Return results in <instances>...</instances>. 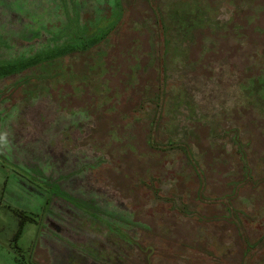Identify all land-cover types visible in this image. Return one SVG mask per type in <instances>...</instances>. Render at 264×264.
I'll return each instance as SVG.
<instances>
[{
    "label": "rangeland",
    "instance_id": "374dc122",
    "mask_svg": "<svg viewBox=\"0 0 264 264\" xmlns=\"http://www.w3.org/2000/svg\"><path fill=\"white\" fill-rule=\"evenodd\" d=\"M0 264H264V0H0Z\"/></svg>",
    "mask_w": 264,
    "mask_h": 264
},
{
    "label": "trees",
    "instance_id": "16d2710c",
    "mask_svg": "<svg viewBox=\"0 0 264 264\" xmlns=\"http://www.w3.org/2000/svg\"><path fill=\"white\" fill-rule=\"evenodd\" d=\"M63 55H64V50L62 48V49L57 50L56 52H53V53L47 55L46 58H48V60H51V59L57 58L58 56L62 57ZM48 60H46V61L44 60L42 62H47ZM35 62L36 61L28 60L25 64H23L22 68H20V69H23V67H28L30 65L32 66L33 63H35ZM9 67H10L8 69L9 72H16L19 69L17 64L15 65L16 68L14 67V65H10ZM12 67H13V69H12ZM31 220L35 221V219L33 217L31 218ZM23 230H24V224H23V222H20V227L16 231L14 239H18L20 237V235L22 234Z\"/></svg>",
    "mask_w": 264,
    "mask_h": 264
}]
</instances>
